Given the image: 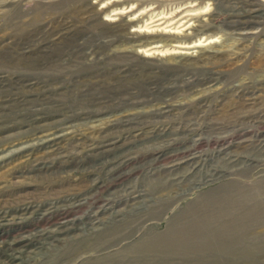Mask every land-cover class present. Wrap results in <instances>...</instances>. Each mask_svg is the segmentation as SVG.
I'll list each match as a JSON object with an SVG mask.
<instances>
[{"label":"rangeland","instance_id":"obj_1","mask_svg":"<svg viewBox=\"0 0 264 264\" xmlns=\"http://www.w3.org/2000/svg\"><path fill=\"white\" fill-rule=\"evenodd\" d=\"M0 264H264V0H0Z\"/></svg>","mask_w":264,"mask_h":264},{"label":"bare ground","instance_id":"obj_2","mask_svg":"<svg viewBox=\"0 0 264 264\" xmlns=\"http://www.w3.org/2000/svg\"><path fill=\"white\" fill-rule=\"evenodd\" d=\"M208 8V5L207 4H205V5H203V6H196V7H194V8H192V10L193 11H198V12H203V11H205V9H207ZM200 10V11H199ZM256 12V11H255ZM194 14V13H193ZM252 218H255L256 220H258V217L257 216H254V217H252ZM247 219H250V218H245V217H241V222L239 223V227L238 228H240V226H243V223H245L246 222V220ZM229 224V223H228ZM235 226H236V224H235ZM235 230V229H234ZM233 229H229V228H227L226 229V231L230 234L232 231H234ZM240 233V232H239ZM248 235V234H247ZM250 235H252V234H250ZM241 236H245V233L244 234H241Z\"/></svg>","mask_w":264,"mask_h":264}]
</instances>
